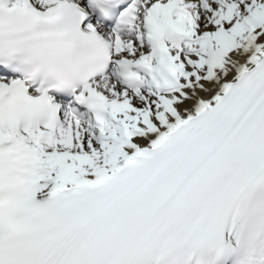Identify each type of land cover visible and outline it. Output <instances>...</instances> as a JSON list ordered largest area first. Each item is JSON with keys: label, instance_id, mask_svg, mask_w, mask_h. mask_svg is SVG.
Wrapping results in <instances>:
<instances>
[{"label": "snow or ice", "instance_id": "1", "mask_svg": "<svg viewBox=\"0 0 264 264\" xmlns=\"http://www.w3.org/2000/svg\"><path fill=\"white\" fill-rule=\"evenodd\" d=\"M0 264H264V0H0Z\"/></svg>", "mask_w": 264, "mask_h": 264}]
</instances>
